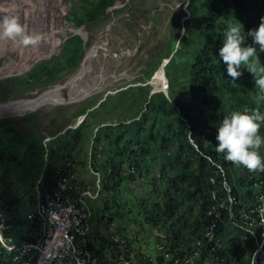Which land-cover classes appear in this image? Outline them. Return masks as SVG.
Masks as SVG:
<instances>
[{
    "label": "trees",
    "instance_id": "1",
    "mask_svg": "<svg viewBox=\"0 0 264 264\" xmlns=\"http://www.w3.org/2000/svg\"><path fill=\"white\" fill-rule=\"evenodd\" d=\"M188 1L190 14L183 22ZM116 2L74 0L67 18L76 27L91 25L103 20ZM151 18L159 24L157 16ZM259 19L253 0H185L171 17L172 28L163 34L166 46L157 48L145 80H140L147 82L163 59L170 58L165 66L168 93L151 94V84L130 85L88 101L65 124L85 115L77 126L30 131L27 137L17 122L12 126L0 121V213L8 221L4 235L17 243L36 241L29 226L40 216L36 209L27 211L23 193L43 192L61 174L56 161H70L78 173V194L87 192L81 198L91 212L89 247L101 262L202 264L211 255L213 241L206 234L214 226L222 242L220 256L231 262L238 254L243 264H251L252 258L254 264H264L256 211L264 193V172H250L215 150L225 116L256 109L264 114V93L255 86L253 74L242 68L233 83L219 57L229 24L239 23L245 44L253 45L247 34L257 29ZM176 40L181 42L179 50ZM253 46L264 65V52ZM84 53L85 39L72 34L59 53L36 62L25 74L1 79L0 96L12 89L45 91L63 73L73 72ZM259 135L264 137V123ZM259 154L264 160V144ZM19 159L30 164L22 170ZM13 165L18 166L15 175L10 174ZM17 179L23 187L38 182L39 189H18ZM29 212L35 217L28 218ZM246 212L248 219L243 217ZM150 233L154 236L149 243ZM18 253L0 242V264H17Z\"/></svg>",
    "mask_w": 264,
    "mask_h": 264
},
{
    "label": "rangeland",
    "instance_id": "2",
    "mask_svg": "<svg viewBox=\"0 0 264 264\" xmlns=\"http://www.w3.org/2000/svg\"><path fill=\"white\" fill-rule=\"evenodd\" d=\"M184 2L185 0H117L116 4L109 8L103 20L91 25L76 27L67 18L74 0H0V15L19 16L20 22L27 27L29 33L37 18H42L43 24L48 25L54 31L55 38L61 40L59 47H55L53 52L43 54L32 52L28 59L22 57L20 47L11 41H0V80L25 74L36 62L59 53L61 44L72 34L80 32L85 39V53L82 62L73 72L63 73L59 81L45 91L65 84L76 75L83 67L87 54L94 49H96L94 55L86 63L87 75L80 85L94 81L99 83L97 89L81 100L66 104H44L29 110L21 108L6 111L0 114V121L5 120L8 125L12 126H14L13 122H17L23 137H27L30 131L48 132L65 126L72 114L77 113L88 101L95 102L101 96L116 94L130 85L148 83L152 77L147 82H140V80H145L146 71L150 70V64L158 54L157 48L166 46L163 34L172 28L170 26L171 17ZM253 4L255 13L260 16L258 28L264 18V0H253ZM29 13L33 15L27 18L26 15ZM151 16H157L160 21L158 25H155ZM159 69L160 67L155 75ZM150 84L155 86L152 82ZM41 93H38L37 89H12L7 92L6 96H0V105L32 99ZM83 117H77L74 124L65 126L64 130L70 126H77L79 119ZM24 143L21 144L26 146ZM17 145L20 146V143ZM19 150L20 147L12 152L18 153ZM29 164L30 162L19 159L20 169L24 170ZM18 166L13 165L10 170L11 175L16 174ZM86 198L91 201L93 197L87 196ZM153 236V233L147 235L146 239L149 243ZM139 238H142V235H139Z\"/></svg>",
    "mask_w": 264,
    "mask_h": 264
},
{
    "label": "built area",
    "instance_id": "3",
    "mask_svg": "<svg viewBox=\"0 0 264 264\" xmlns=\"http://www.w3.org/2000/svg\"><path fill=\"white\" fill-rule=\"evenodd\" d=\"M55 164V170L61 174L55 175L51 186L38 193L36 212L40 219L29 226L30 233L36 235V241L17 243L6 237L4 229L8 225L7 217L0 213V242L9 250L20 252L15 256L17 264H105L89 247L91 212L81 198L87 192H82L81 196L78 194L79 185L74 181L78 173L72 169L70 161L59 160ZM259 198L256 211L262 228L260 249L264 245V193ZM244 214L245 219L250 217L249 212ZM35 215V212L27 214L30 219ZM213 227L206 234L208 239L213 241L211 255L202 264H243L238 259V254L231 258V262L228 257L219 255L218 250L222 242ZM251 264H254L253 258Z\"/></svg>",
    "mask_w": 264,
    "mask_h": 264
},
{
    "label": "clouds",
    "instance_id": "4",
    "mask_svg": "<svg viewBox=\"0 0 264 264\" xmlns=\"http://www.w3.org/2000/svg\"><path fill=\"white\" fill-rule=\"evenodd\" d=\"M247 35L252 37L253 45H258L259 50L264 52V18L259 27L250 30ZM45 39L39 32L29 33L27 27L20 22L19 16H0V41H11L21 48H36ZM180 45L181 42L176 40L175 50H179ZM253 45L245 44V35L239 23L229 24L219 57L227 65V73L233 83L242 75L240 69L246 68L253 74L255 86L260 93H264V65H261L257 48ZM262 123L264 114L259 109L251 113L235 111L225 116L218 127L216 152L224 154L227 161L242 165L250 172H264V160L259 154V149L264 144V137L259 135Z\"/></svg>",
    "mask_w": 264,
    "mask_h": 264
},
{
    "label": "bare ground",
    "instance_id": "5",
    "mask_svg": "<svg viewBox=\"0 0 264 264\" xmlns=\"http://www.w3.org/2000/svg\"><path fill=\"white\" fill-rule=\"evenodd\" d=\"M33 14H27L26 17L29 18ZM3 16V15H0ZM32 18V17H31ZM28 23V22H27ZM31 32L36 31L43 34L46 39L36 48H21V52L23 53V58L28 59L32 52H39V54H43L45 52H53L55 47H57L61 40L55 38L54 31L49 28L48 25L43 24L42 18H37V20L33 23L32 28H30ZM59 47V46H58ZM39 48V49H38ZM40 48L42 50H40ZM93 51L89 52L85 58V62L83 67L79 70V72L70 78L65 84L60 85L54 89L46 91L42 95L37 98L32 99H23L15 103H9L5 105H0V114L5 113L6 111H15L17 109H35L44 104H59V103H69L77 100H81L88 96L91 92L97 89L98 82H89L83 85H80V82L86 77L88 68L86 67L87 61H89L95 53ZM22 58V59H23ZM20 62V61H19ZM19 68V66H18ZM17 68V69H18ZM91 75V74H90ZM153 84L156 87H161L163 84L167 82L166 77L164 76V72L162 67L158 70L156 75H154L152 79ZM26 112V111H25Z\"/></svg>",
    "mask_w": 264,
    "mask_h": 264
},
{
    "label": "crops",
    "instance_id": "6",
    "mask_svg": "<svg viewBox=\"0 0 264 264\" xmlns=\"http://www.w3.org/2000/svg\"><path fill=\"white\" fill-rule=\"evenodd\" d=\"M48 138H50V137H48ZM48 138H46V140ZM40 181H41V179L39 177L38 182H40ZM15 183H16V186L18 187V189H39L37 183L31 185V187H25V186L23 187V186H20L19 185L20 184L19 179H17L15 181ZM92 184H93V181H92ZM36 193L38 194V190H36V191L35 190H31V191L30 190H27V191H24L23 195L26 198L25 199V202H26L25 206H26L27 211H31V210H35L36 209V204H37Z\"/></svg>",
    "mask_w": 264,
    "mask_h": 264
},
{
    "label": "water",
    "instance_id": "7",
    "mask_svg": "<svg viewBox=\"0 0 264 264\" xmlns=\"http://www.w3.org/2000/svg\"><path fill=\"white\" fill-rule=\"evenodd\" d=\"M188 3H189V1L186 3V5H185V9L188 11V15L187 16H185V17H183V19H182V21L184 22V20L186 19V18H188V16H189V14H190V11H189V9H188ZM184 32H185V26H183L182 27V34H184ZM75 34H81L80 32H77V33H75ZM82 35V34H81ZM83 36V35H82ZM83 38H84V36H83ZM170 60V58H167L166 60H163L162 61V63H161V65H160V67H162V69H163V72H164V76L166 77V79H167V82L165 83V84H163L161 87H156V86H154L153 88H152V90H151V94L152 93H154V92H156V91H165L166 93H168V87H169V80H168V77H167V74H166V68H165V66H166V64L168 63V61ZM154 75H155V73L152 75V78L150 79V81H148V83H146V84H150L151 82H152V79H153V77H154ZM153 83V82H152ZM51 90V89H50ZM47 91H49V90H47ZM46 92V91H45ZM45 92H43V93H45ZM43 93H41L40 95H42ZM39 95V96H40ZM89 95V94H88ZM39 96H37V97H39ZM37 97H35V98H37ZM87 97V96H86ZM83 116H85V115H83ZM84 118V117H83ZM83 118H81V119H79V121H78V123L77 124H79L82 120H83Z\"/></svg>",
    "mask_w": 264,
    "mask_h": 264
}]
</instances>
